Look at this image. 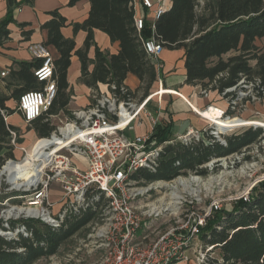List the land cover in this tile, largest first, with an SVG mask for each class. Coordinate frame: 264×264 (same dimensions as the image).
I'll return each instance as SVG.
<instances>
[{
	"label": "built area",
	"instance_id": "2783aa9c",
	"mask_svg": "<svg viewBox=\"0 0 264 264\" xmlns=\"http://www.w3.org/2000/svg\"><path fill=\"white\" fill-rule=\"evenodd\" d=\"M140 1L143 10L139 16L135 15L133 25L144 52L155 60L156 65V58L163 49L161 43L153 36L145 39L139 34L146 16L151 14L149 24L153 28L154 21L164 11V7L160 4L154 6L152 0ZM27 49L32 58L40 59L33 74L43 83L39 89L22 92L17 100V110L24 122L30 124L51 105L56 95V84L53 79L54 57L48 47L42 42H33ZM0 74L3 76L5 72ZM260 83L258 77H241L234 85L218 94L224 102L223 107L207 105V109H219V117L222 119H240L234 115L242 105L262 98L264 89ZM101 84L104 88L100 84L96 88H90V102L73 110L72 118L64 117L57 124L52 122L54 128L50 133L36 139L37 142L40 139L49 141L46 161L41 168V177L28 187V192L21 195V203L11 206L10 209L16 211L12 216L39 219L57 228L71 214H80L87 208L97 210L95 219L86 226L88 232L77 246L78 250H86L88 254L99 253L94 264H213L211 261L214 258L209 252L215 246L205 242L201 231L212 214L221 208L223 198H215L218 196L216 195L205 205L201 194L193 195L188 192L189 184L194 183L192 178L201 180L203 175L189 174V178L178 175L168 181L155 182H146L143 178L132 180L131 175L140 170L155 171L165 146L174 141L183 144L218 142L226 145L227 136L249 127H262L254 142L200 165L201 168L208 165L231 167L243 160L244 156H249V148L259 143L264 144V126L251 124L261 123L259 121L242 120V124L219 128L213 120L195 110L205 120L204 125L196 129L189 128L160 142L152 137L155 127L161 123L160 93L157 96L158 105L151 107V94L156 90L136 98L125 82ZM200 92L208 95L210 91L200 89ZM187 102L191 106L188 100ZM6 117L4 113L5 120ZM49 118L52 121L57 117L50 115ZM143 123L147 125L143 133H125ZM9 133L10 143L17 147L16 132L9 129ZM56 137L59 139L55 140ZM19 149L26 155V148L20 146ZM9 161L12 160L8 159L6 163ZM181 179L187 181L181 183ZM263 180L264 171L250 183L245 192L231 196L230 199H246L252 188ZM135 182L148 184L133 186ZM222 185L221 181L216 182L213 189H219ZM169 186L177 189L178 194L171 192L167 197L163 194L150 198L153 190ZM51 190L60 196L51 199ZM208 191H212V188ZM101 201L106 204L100 205ZM95 202H98L97 206ZM12 216H0V235L9 239L18 232L27 234L24 225H18L12 231L6 230L9 229L8 219ZM164 222L170 224L163 232L151 237L150 234H156L158 227ZM217 261L220 262L221 258H217Z\"/></svg>",
	"mask_w": 264,
	"mask_h": 264
},
{
	"label": "trees",
	"instance_id": "16d2710c",
	"mask_svg": "<svg viewBox=\"0 0 264 264\" xmlns=\"http://www.w3.org/2000/svg\"><path fill=\"white\" fill-rule=\"evenodd\" d=\"M77 1L69 0L68 4L73 5ZM88 2L86 18L71 23L74 32L79 29L86 32L82 47H76L73 38L63 36L61 28L70 23L57 8L47 12L49 18L41 25L47 30L43 44L51 45L57 51L53 75L56 95L49 108L28 126L37 137L47 136L54 128L50 115L61 113L72 118L68 108L70 94L67 81L72 55H77L81 63V80L91 88L97 82L120 84L131 73L139 80L143 94L147 95L157 78L155 60L144 52L133 25V0ZM6 3L7 13L0 22V47L9 37L7 25L14 20L13 10L21 5L17 0H6ZM32 3L33 0L22 2ZM94 29L118 42L117 53H106L94 44ZM139 35L145 39L153 36L163 48L183 49L186 84L198 85L201 90L215 91L220 95L241 77H258L264 89V50L256 45V40L264 37V0H170V6L154 21V27L151 28L145 20ZM92 45L93 68L89 70L91 61L87 53ZM232 51L235 53L223 57ZM39 63L40 59L34 58L31 61H14L8 72V84L19 86L8 94L0 93V168L5 160L14 158L9 129L17 131V127L4 118V113L7 116L17 110L7 102H16L22 92L39 89L43 85L33 74ZM261 97L264 98V93ZM261 131L259 127L246 128L227 136L226 145L174 141L165 146L155 171L140 170L131 177L168 181L178 175H205L207 170L200 165L214 157L238 151L254 142ZM172 134V122H161L155 127L152 137L162 142L169 140ZM15 141L20 142L18 132ZM6 193L0 197V202L5 197L17 195L14 191ZM10 199H14L12 201L16 204L21 203L19 198ZM96 215L97 210L87 208L80 214L67 216L57 228L34 218L10 220L9 228L24 225L27 234L18 232L11 239L0 235V264H33L38 259L56 254L64 242L86 227ZM201 236L206 243L219 249L221 261L212 260L213 264H264V180L252 188L246 199L239 198L231 207L214 212L202 228Z\"/></svg>",
	"mask_w": 264,
	"mask_h": 264
},
{
	"label": "crops",
	"instance_id": "0c3cea01",
	"mask_svg": "<svg viewBox=\"0 0 264 264\" xmlns=\"http://www.w3.org/2000/svg\"><path fill=\"white\" fill-rule=\"evenodd\" d=\"M154 6L158 4L162 5L164 9H167L170 6V0H152ZM21 5L13 10L14 20L9 22L7 28L9 29V37L0 47V73L5 72L2 76L0 74V93L8 94L14 87L19 85H9V70L11 66L13 67L14 61H31L33 58L28 52L27 46L33 42H44L47 37V30L42 28L41 25L49 18L47 14L48 11L55 8L58 9L61 15H63L67 22L66 26L61 28V32L66 38H73L75 41L76 47H82L86 32L82 29L73 31V26L71 23L83 21L88 13L89 2L88 0H79L73 5H69V0H33L32 5L22 4L23 0H17ZM135 15L139 16L143 10L140 0H133ZM145 10V9H144ZM7 13V3L6 0H0V22L5 18ZM152 19L151 14L146 16V20L150 22ZM93 42L100 50L113 54L117 53L119 46L117 41H111L110 38L99 29L93 30ZM53 57L57 56L56 49L48 45L47 46ZM184 51L181 48L178 49H167L163 48L159 56L156 58V69H157V78L158 86L156 91L161 89L170 90L173 92L162 93L163 96L160 99V107L162 109L161 113V122H172V135H176L183 131L188 130L189 128L196 129L204 125L205 120L199 115L194 113V109L203 107L210 101L211 98H214V105L218 107H223V101H217L219 98L217 92L210 91L208 95H204L200 92V87L198 85L186 84L184 83L185 79V68H184ZM91 63L88 65V69L92 70L94 59V46H90L87 53ZM81 63L77 55L71 56L70 65L67 70V81L69 89V103L68 108L72 111L76 107H84L90 102L89 90L91 87L86 85L81 80ZM154 81V82H155ZM135 93L134 88L138 85L139 88L140 82L137 77L131 73H128L124 81ZM103 82H97L96 86L100 84L101 87ZM154 84V83H153ZM99 85V86H100ZM160 86V87H159ZM166 87V88H165ZM104 88V87H103ZM155 91V90H154ZM153 92V91H152ZM149 94V93H148ZM147 94V95H148ZM158 94V92L156 93ZM176 94V96L172 95ZM182 94L186 96L192 106L188 107L185 101L179 98L177 95ZM135 95V94H134ZM136 96V95H135ZM153 97H157L153 94ZM164 97V98H163ZM220 99V98H219ZM158 100V99H157ZM155 100L154 106L158 105V101ZM12 102H7L9 106H12ZM17 102V101H16ZM193 112H192V111ZM204 116L211 118L215 117L213 113L209 111L203 112ZM15 116L14 121L11 120V116ZM56 117H61L65 115L53 114ZM61 115V116H60ZM6 122L17 127L19 137H22L19 133V126L24 122L21 113L18 110H15L13 113L7 115ZM25 123V122H24ZM26 124V123H25ZM29 126L30 124H26ZM147 128L146 123L138 125L134 130L126 131V134H140L145 131ZM28 135H23L27 137V142L31 138L37 137L33 129L27 128ZM26 140V139H25ZM34 140V141H35ZM33 141V142H34ZM31 143V145L33 144ZM39 145V144H38ZM36 146V148L38 147ZM36 148L31 153H35Z\"/></svg>",
	"mask_w": 264,
	"mask_h": 264
},
{
	"label": "rangeland",
	"instance_id": "374dc122",
	"mask_svg": "<svg viewBox=\"0 0 264 264\" xmlns=\"http://www.w3.org/2000/svg\"><path fill=\"white\" fill-rule=\"evenodd\" d=\"M256 45L258 46V48L264 50V37L257 39ZM234 53L235 52H233V51L229 52L228 54L224 55L223 57L226 58L228 55L234 54ZM251 63L253 64L254 61L252 60ZM157 86H158V80L154 82V84L149 89L148 93H151L152 91L156 90ZM134 91H135L136 98H138V97L140 98L141 96H144L143 91L141 89H138V85L134 88ZM89 92L92 93L90 90H89ZM95 92L97 93V91H95ZM172 95L176 96V94H172ZM162 96H161V98H162ZM177 96L179 98H181L183 101H185V103L187 104L188 107L192 108V106H190L188 104L187 100L189 101V99L186 96H184L182 94H178ZM89 97L91 99L90 95H89ZM157 99H158V97H153L151 99V101H150L151 107H155L154 104H155V100H157ZM217 101L221 102L222 100L218 98ZM208 103L209 104H207V105L214 104L215 103L214 98H211L210 101H208ZM207 105L194 109V113L197 114L195 112V110H198L199 112L206 110ZM12 106L17 107V102H15V101L12 102ZM78 108H81V107H76L73 110H76ZM234 116H236L242 120L259 121V122H261L260 124H264V98H261L259 100H251V101L245 103V105H242V107L236 111V115H234ZM63 118H64V116L57 117V118L53 119L52 122L57 124L58 122H60V120H63ZM15 119H16V117L12 115L11 120L14 121ZM258 126H260V125H258ZM27 128H28V126L24 122L22 123L21 126H19V133L22 137H20V142L18 143L17 147H14V151H13L14 152V158H10V159L21 160L25 156V154L23 153L22 150L19 149V147L22 146V147L26 148V150H29L31 147V143L35 140V137H34V138H31V139H33V140H31L32 141L31 143L29 142L30 139L27 142L26 136L28 135V131H29V130H27ZM259 128L262 129V127H259ZM24 134H26V136L23 137ZM173 136H175V135H172V137ZM249 149H250L249 150V156L247 155L246 158L244 156L243 160H240L239 163H236L231 167H229L227 165H218V166L208 165V166H206L205 168L207 170V173L205 175H203V177H200L202 181L200 183H198L199 181H196L197 184H195V183L189 184V188L192 187L194 189L193 195L194 194H196V195L201 194L202 200H204L203 203L205 205L208 204V201H210L211 197H215L216 195H218V196H216L215 198H217V197L223 198L221 201V208H219V210H217V211L231 207L237 201V199L236 200L230 199L231 196H236V195H239V194L245 192L247 190V188L250 186V183L255 181V179L259 176V174H261L264 171V144L259 143L258 145L252 146ZM5 164H6V160H5L3 165H5ZM2 166H1L0 170L2 169ZM189 176L190 175L188 174V175L182 176V178H184V177L189 178ZM8 180H9V182H8ZM132 180H135V179H132ZM176 180H178V179L176 178ZM14 181L15 180H14V178H12V176L9 177L7 174L0 173V197H2L3 194L6 192L14 191L15 193H17L16 196L5 197L2 200V202H0V204L3 205V206L1 205V208H0V216L1 217H8V216H12L13 214H15L14 211L11 210L10 208L13 204H16V203H14V201H12L14 199H10V198H19L20 200H22L21 199L22 194H18V193L24 194L25 192L29 191L28 188L16 187L14 184ZM16 181H19V180H16ZM155 181L156 180H154V182ZM180 181H182V180H180ZM219 181H221V183H223V185L219 186V189L215 188V190H214L213 187H215L216 182H219ZM146 182H149V181H146ZM146 182H135L133 184V186H146L148 184ZM174 185H175V183H174ZM206 187L209 190L212 188V191H208V189H205ZM158 189H160V190H158V191L153 190L152 191L151 196H150L151 199L154 197H157L159 195H163V194L166 195L165 197H167L168 194H171V192L173 193V191L175 190V188H173L172 186L158 188ZM50 195H51L50 196L51 199H57L60 196V194L58 195V193L56 191H53V190L50 191ZM5 199L7 200L6 202H5ZM105 204H106L105 201L100 202V205H102V206H104ZM9 210H11L10 215H8ZM19 218H23V217L21 215L18 217L12 216L8 220L14 221V220H17ZM169 224H170V222L162 223L158 227L156 234L153 232L150 234V236L154 237V235H157V233L163 232L166 229V226H168ZM13 229L9 228L6 230L12 231ZM88 230H89L88 227L82 228L74 236H72L66 242H64L56 254H54L50 257H47V258L38 259L33 264H94L99 257L98 252H92V253L88 254L86 252V250L81 251V250L77 249L79 240L85 237ZM209 253H210V256L212 258H214L213 260L220 258L219 249L217 247L213 248ZM191 259L193 260V257ZM179 264H193V263L192 262L191 263L180 262Z\"/></svg>",
	"mask_w": 264,
	"mask_h": 264
},
{
	"label": "bare ground",
	"instance_id": "6f19581e",
	"mask_svg": "<svg viewBox=\"0 0 264 264\" xmlns=\"http://www.w3.org/2000/svg\"><path fill=\"white\" fill-rule=\"evenodd\" d=\"M157 92L161 94L160 96H162L163 95L162 93L173 92V91L160 89V90H158L152 94L158 96V94H156ZM152 94H151V98H153ZM144 96H146V95H144ZM211 105H214V104H211ZM16 109H17V107H16ZM205 111H209V112L213 113L214 116H216V118L212 117L210 119L213 120L219 128H221L222 126L232 127V126L242 124V119L227 120V119L220 118L219 117V109H217V108L211 107L210 109H206ZM205 111H202L203 116H204L203 112H205ZM51 123H52V121H51ZM251 124H257L260 126H264V124H260L257 122H252ZM16 134H17V132H16ZM58 139L59 138H57V137L55 138V140H58ZM48 142L49 141L47 139H40L38 142H37V140H35L33 142V144L31 145L30 149L26 150L27 151L26 155L21 160H12L11 159L12 161H9L8 163H6L2 167V169H1L2 173L7 174L9 177L12 176V178H14V180H15L14 184L16 187L28 188L29 186L33 185L34 181L38 180L41 177V168H42V165L44 164V162L46 161V156H47L48 151H49L46 149ZM16 144L18 145L17 142H16ZM37 145H38V147L36 148ZM35 148H36L35 153L31 154ZM16 180H19V181H16ZM181 180H182V181H180L181 183H184L187 181L186 179H181ZM192 180L194 183H196V181H199L198 183L201 182V180L198 178H192ZM176 190L177 189H175L172 194L177 195L178 191H176ZM188 192L193 193L194 189L191 187L188 189ZM20 211H21V209H19V212ZM9 213H10V210L8 211V214ZM15 237H11V238H15ZM11 238H9V239H11Z\"/></svg>",
	"mask_w": 264,
	"mask_h": 264
},
{
	"label": "water",
	"instance_id": "95a60500",
	"mask_svg": "<svg viewBox=\"0 0 264 264\" xmlns=\"http://www.w3.org/2000/svg\"><path fill=\"white\" fill-rule=\"evenodd\" d=\"M0 173H2V170L0 171Z\"/></svg>",
	"mask_w": 264,
	"mask_h": 264
}]
</instances>
